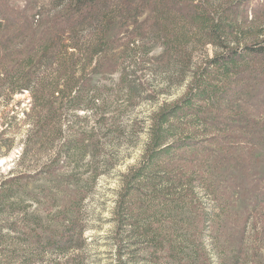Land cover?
Segmentation results:
<instances>
[{
	"label": "trees",
	"instance_id": "16d2710c",
	"mask_svg": "<svg viewBox=\"0 0 264 264\" xmlns=\"http://www.w3.org/2000/svg\"><path fill=\"white\" fill-rule=\"evenodd\" d=\"M97 1L25 0L24 6L17 8L9 6V0H0L1 66L8 68L5 63L11 55V48L16 53L25 48V63L19 61L7 69L22 77V84L15 91H25L30 96V106L25 112L27 128L23 154L26 160L43 147L51 151L49 161L38 173L62 195L61 201L51 189L44 195L49 207L46 211L50 214L53 205L60 204L52 216L56 227L44 224L40 216L34 217L33 223L29 224L22 201L24 176L3 177L0 184V234L5 229L14 247L19 243L24 245V251L19 252L21 256L17 257L13 252V264H26L25 242L31 235L35 236L36 244H42L45 250L59 255L69 249L80 251L83 231L72 210L80 198L75 188L70 190L69 180L59 178L57 171L70 153L78 157L87 154L92 160L91 176L96 181L113 166L111 157L103 154L99 136L119 139L124 132V127L119 126L121 110L115 108L112 114H106L96 108L95 104L102 97L92 82L98 75L106 78L118 73L117 89L125 92L126 104L131 105L157 98L146 78L147 71L152 74L158 65L175 60L179 69L184 67L189 73L183 95L160 104L140 124L139 130L146 133V142L139 162L122 175L113 211L115 240L118 236L126 237L115 244L117 264H125L123 259L128 240L141 243L144 247L139 251L151 254L153 258L158 252L165 251L172 259L177 255L172 242L160 234L155 236L151 219L158 209L193 206L192 213L203 219L202 226H197V232L193 233L197 239L204 229H214V223L206 224L209 215L206 210L199 213L195 208L194 187L211 198L216 212L225 211L228 202L237 198L245 202L249 217L250 212L255 213L258 205L264 203V179H260L255 171L260 161L254 158L261 147L259 140L264 139V122L259 125L252 118L253 114H264V46L240 47L231 43L236 37L232 29L223 35L211 26L208 32L203 31L205 34L199 36L206 39L204 42L200 40L201 46H214L213 55L192 62L193 47L190 44L185 46L191 41L188 32L168 30V22L162 17L164 14L173 15L179 25L185 23L192 33L197 30L201 33L211 20L195 0H163L161 8L156 0L154 3L153 0H144L142 4L153 5L152 9L140 22L134 18L129 32L107 39L106 43L110 44L107 47L86 46L83 40L86 39L85 28L93 24L109 25L105 16H101L105 4L98 8ZM247 1L237 0L226 10L233 16L243 7L247 14L250 9ZM35 9L36 14H26ZM123 20L124 24L128 22ZM163 23L166 28L161 30L158 25ZM11 30L17 34L15 37L8 36ZM37 30L39 37L30 46V37ZM148 40L161 44L159 56H148L145 46ZM120 43L123 44L119 48L113 46ZM47 76L52 80L48 81ZM80 112L84 117L79 115ZM67 114L77 120L94 119L93 129L87 136L67 143L72 150L57 146L64 139L62 123ZM223 141L227 144H222ZM17 186L22 189L14 190ZM197 243L189 240L188 252L202 258L206 253ZM45 250H36L31 257L40 262Z\"/></svg>",
	"mask_w": 264,
	"mask_h": 264
},
{
	"label": "rangeland",
	"instance_id": "374dc122",
	"mask_svg": "<svg viewBox=\"0 0 264 264\" xmlns=\"http://www.w3.org/2000/svg\"><path fill=\"white\" fill-rule=\"evenodd\" d=\"M45 2L46 0H39ZM128 1V2H127ZM144 0H98V8L105 4V10L101 16H105L108 26H99L93 24L84 29L83 39L86 46L97 45L99 47L110 46L106 43L107 39L121 34L123 36L132 28L134 18L139 22L143 20L146 14L152 9L153 5H143ZM201 4L207 16L210 17L209 23L201 33L197 30L192 33L189 26L179 25L173 15H163L162 19L167 20L168 30L179 32H188L190 43L185 46H192L194 53L192 62H199L204 58L211 57L215 51L213 45L201 46V42L206 39L200 38L199 34L208 32L207 29L215 27L223 34L231 29L236 34L231 43L242 46L259 47L264 46V0H248L249 11L243 12V7L239 13L230 15L226 8L237 0H195ZM155 0H153V3ZM161 8L163 0H156ZM9 6L21 8L25 0H9ZM123 4V5H122ZM99 11V9H98ZM159 11V10H158ZM37 9L27 11L26 14H36ZM158 15V12H155ZM124 19L128 20L124 24ZM165 23L158 25L159 29L164 28ZM183 28H182V27ZM127 30V31H126ZM204 31V32H203ZM190 34L193 36H190ZM17 34L11 30L9 37H15ZM195 35V36H194ZM224 35V34H223ZM3 32L0 30V39ZM39 37L37 30L31 35L30 46L35 44ZM184 43V42H183ZM123 43L113 46L119 48ZM136 45V44H135ZM138 45H140L138 43ZM148 56L157 57L162 53V46L159 42L145 43ZM122 48V47H121ZM117 49L118 50H121ZM10 49L11 55L6 60L5 65L15 66L19 61L25 63V48H20L17 53ZM187 50V49H185ZM0 53V184L3 177L11 175H23V189L14 187V190L22 189L24 195L23 208L25 210L26 221L32 224L34 217L40 216L44 224L55 226L52 216L59 209L60 204L54 206L53 212L46 211L49 207L44 197L46 190L51 189L52 194L61 201L62 195L53 185L44 179V176L38 173L50 159V150L43 147L42 150L34 152L25 160V112L30 104V96L23 91L17 93L15 89L22 84L21 75L4 69ZM37 60V58H36ZM175 60H170L167 64L158 65L154 72L147 71L149 85L157 93L155 101L136 102L127 105L125 92L117 89L119 83L118 73L102 77L94 76L92 84L100 91L102 99H98L96 108H100L106 114H112L115 108L121 110L119 126L124 127V132L119 139H113L106 136H99L100 146L103 148V154L111 157L113 166L110 170L96 178L92 179L91 167L92 160L86 154L84 157L73 156L66 160L65 164L57 171L59 178L69 180L70 190L77 191L80 202L73 207V214H77L78 225L81 226L83 234V243H79L80 251L67 250L59 255L56 252L45 250L42 244H36L35 236H28L25 242V263L26 264H117L115 256V244L120 239L115 240V223L113 221V211L115 200L121 188L122 175H125L130 167L135 166L139 160L146 142V133L139 130L142 121H146L149 114L154 112L163 102H172L183 95L185 86L189 81V73L186 68L179 69ZM25 76V73H24ZM23 76V77H24ZM52 80L51 76L46 77ZM97 103V102H95ZM68 113V112H67ZM83 112L79 115L83 116ZM70 114L62 123L64 139L57 146L72 150L68 147V142L80 139V136H87L93 129L94 119L89 120L75 119ZM252 118L261 125L264 122V114L258 116L252 115ZM259 118V119H258ZM238 133H236L237 135ZM99 135V133H98ZM242 141H244L242 139ZM87 142V141H86ZM261 147H258L255 160L260 161L256 173L260 179H264V139L259 140ZM222 144H227L223 141ZM23 154V156H22ZM22 156V157H21ZM197 184V183H196ZM196 186V185H194ZM60 193V192H59ZM194 204L199 213L206 210L207 225L208 222L214 223L216 227L206 228L202 235L196 238L197 226L201 227L203 219L192 213V207L176 205L170 209L156 210L151 221L155 230V236L166 237V241L172 242L177 249V255L172 259L165 252H158L153 258L151 254L140 252L143 245L139 242H126V254L124 255L125 264H264V203L258 205L255 213H249L247 217L245 202L237 198L231 199L225 211L215 210L214 202L210 197L203 194L200 188L194 187ZM177 196V195H176ZM172 197L171 199H173ZM261 210V211H259ZM49 213L45 218V213ZM71 218V216H70ZM10 218L7 217V221ZM210 220V221H209ZM54 221V220H53ZM56 222V221H54ZM31 226V225H30ZM212 226V225H210ZM243 231H242V227ZM50 227V228H51ZM32 230V227H29ZM195 229V230H194ZM263 231V235L261 234ZM6 236V230L0 234V264H13V252L21 256L19 252L24 251V245L19 243L14 247L13 242ZM193 241L199 245L202 252L206 254L202 258L193 256L188 252V241ZM201 244V247H200ZM18 252H17V251ZM36 250H45L41 261L34 260L31 256ZM166 250V249H164Z\"/></svg>",
	"mask_w": 264,
	"mask_h": 264
}]
</instances>
